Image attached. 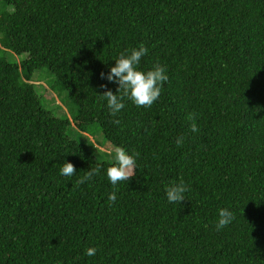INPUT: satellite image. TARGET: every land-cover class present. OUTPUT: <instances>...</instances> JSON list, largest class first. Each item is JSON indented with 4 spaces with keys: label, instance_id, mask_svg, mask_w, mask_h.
Here are the masks:
<instances>
[{
    "label": "trees",
    "instance_id": "trees-1",
    "mask_svg": "<svg viewBox=\"0 0 264 264\" xmlns=\"http://www.w3.org/2000/svg\"><path fill=\"white\" fill-rule=\"evenodd\" d=\"M141 45L140 68L169 79L114 116L101 74ZM45 68L71 119L45 107ZM93 125L136 157L129 181L74 137ZM222 208L234 219L217 231ZM0 264H264V0H0Z\"/></svg>",
    "mask_w": 264,
    "mask_h": 264
},
{
    "label": "clouds",
    "instance_id": "clouds-1",
    "mask_svg": "<svg viewBox=\"0 0 264 264\" xmlns=\"http://www.w3.org/2000/svg\"><path fill=\"white\" fill-rule=\"evenodd\" d=\"M148 48L141 45L138 48L126 49L115 60V66L110 67L109 72L101 74L102 78H106L110 83L118 85L116 93L112 90H107L101 95V98L106 102L107 108L112 115L120 113L125 108V101H131L137 107H151L156 102L161 94L163 85L168 81L169 77L166 69L162 65H154L152 69L144 71L140 68L142 58L147 55ZM106 87V86H103ZM193 121L191 131H198L195 123V116H191ZM117 123L119 121H116ZM114 163L106 169V175L109 182L115 186L119 182L129 181L135 175L136 157L129 153L123 147L115 148L113 157ZM100 168H89L86 174L78 181L79 184H84L92 180L95 175H98ZM60 175L65 177H73L77 172L75 166L71 162H65L59 169ZM71 181V180H69ZM188 187L185 183H175L165 187V197L169 204H181L186 198ZM108 199L112 202L117 200V193L109 194ZM234 217L231 210L222 208L218 211V219L215 224L217 231L229 226ZM97 252L96 247H89L85 251V255L92 257Z\"/></svg>",
    "mask_w": 264,
    "mask_h": 264
},
{
    "label": "rangeland",
    "instance_id": "rangeland-1",
    "mask_svg": "<svg viewBox=\"0 0 264 264\" xmlns=\"http://www.w3.org/2000/svg\"><path fill=\"white\" fill-rule=\"evenodd\" d=\"M53 79L52 74L45 68L37 72L34 77V83L37 86L39 94H42V101L47 109L52 111L56 115H66L71 119L72 116H75L79 109L76 102L69 97L66 93L59 94L57 91H50L51 81ZM75 138L79 140H85L91 147V142L94 146V151L98 154V158L103 160H108L114 162L115 147L106 142L103 139L102 132L98 126H90L88 131L83 135L78 134L77 132L74 135Z\"/></svg>",
    "mask_w": 264,
    "mask_h": 264
}]
</instances>
